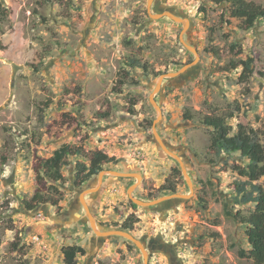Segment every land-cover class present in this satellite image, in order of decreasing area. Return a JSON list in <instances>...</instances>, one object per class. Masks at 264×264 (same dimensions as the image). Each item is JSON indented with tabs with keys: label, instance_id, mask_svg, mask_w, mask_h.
Returning a JSON list of instances; mask_svg holds the SVG:
<instances>
[{
	"label": "rangeland",
	"instance_id": "1",
	"mask_svg": "<svg viewBox=\"0 0 264 264\" xmlns=\"http://www.w3.org/2000/svg\"><path fill=\"white\" fill-rule=\"evenodd\" d=\"M1 1L12 14L3 25L6 49L0 50V264H65L61 249L70 245L86 251L77 264H145L133 242L94 232L80 201L85 190L100 231L121 229L136 214L139 222L130 233L142 241L149 264H254L241 256L250 250L246 227L224 213L226 202L234 212L251 207L231 199L240 180L231 166L241 161L223 154L211 163L212 129L201 119L240 108L228 121L233 132L245 120L264 134V22L248 31L238 20L224 23L226 5L213 0H155L150 8L148 0ZM247 1L264 6V0ZM171 10L189 21L186 30L171 17H151ZM181 36L198 59L155 90L163 74L196 60ZM130 58L146 63L149 73L127 68ZM249 58L254 74L242 84L241 66H232ZM124 70L130 83L120 86ZM151 96L162 110L157 131L183 160L189 182L180 163L155 142L158 112ZM63 145L119 160L103 171L141 175L133 190L137 199L167 195L150 198L167 178L178 194L192 187L193 196L165 208L135 209L129 197L135 177L107 173L99 190L93 191L97 176L78 188L71 158L62 171L60 209L28 211L23 200L36 189V158H49ZM203 195L210 198L206 209L199 204Z\"/></svg>",
	"mask_w": 264,
	"mask_h": 264
},
{
	"label": "trees",
	"instance_id": "2",
	"mask_svg": "<svg viewBox=\"0 0 264 264\" xmlns=\"http://www.w3.org/2000/svg\"><path fill=\"white\" fill-rule=\"evenodd\" d=\"M52 1L60 5L64 0ZM213 3L217 6L226 5L221 14L224 23L230 24V20H238L242 29L248 31L253 29L259 21L264 22V6L253 1L213 0ZM11 14L12 9L5 6L0 0L1 51L6 49L3 40V25ZM125 65L129 69L140 68L145 73H149L148 65L138 59L130 58ZM253 65L254 60L252 58L233 64V69H237L239 66L242 68L239 77L242 84L248 83L253 77ZM123 74L118 81L120 86L130 83V71L124 70ZM240 111V108H236L233 112H212L204 115L201 123L204 127L212 129L211 144L208 148V154L213 157L210 158L211 163H214L216 158L221 159L223 154L238 155L235 157L241 161V163L231 166L232 170L240 177V180L235 181L231 187L233 192L231 199L235 206L242 208L251 206L252 208H248L246 212L243 209L234 212L229 210L226 202L224 213L227 217H231L246 227L250 250L242 251L241 256L251 259L254 264H264V185L260 183V180L264 178V134L250 127L245 120H241L237 124V131L234 133V127L228 121L234 119L235 113ZM107 116L104 115V117ZM184 118L191 120L193 115L185 114ZM71 158L76 160L73 184L78 188L98 176L107 165L119 163L117 158L110 157L102 151H86L82 147L70 145H63L49 158L37 157L34 165L36 189L30 199L23 200V205L28 211H33L44 205L60 209V203L64 200V193L60 189V185L65 182L62 171L70 165ZM178 174L180 176L179 172ZM163 192H168L167 195L169 193L178 194L175 184H170V178H167L157 192L150 195V198H156L157 194ZM209 202L210 198L206 195L199 197V204L203 209L207 208ZM132 207L137 208L135 204H132ZM138 222L139 218L133 213L126 218L120 228L132 232L134 225ZM61 252L65 264H77V256H84L86 253L85 249L78 245L64 246Z\"/></svg>",
	"mask_w": 264,
	"mask_h": 264
},
{
	"label": "water",
	"instance_id": "3",
	"mask_svg": "<svg viewBox=\"0 0 264 264\" xmlns=\"http://www.w3.org/2000/svg\"><path fill=\"white\" fill-rule=\"evenodd\" d=\"M154 1L155 0H148L147 4H148L149 8ZM161 15L163 17L164 16L171 17L174 21L181 22L183 24V30H186L189 27V21L188 20L180 18L179 16L175 15L171 11H166V12H162L161 14L151 15V17L155 18V17L161 16ZM181 41L183 42L182 36H181ZM183 44L188 50H190L191 52H193L195 54L196 60L192 64L185 65L182 69H180L177 72H170V73L163 74L158 79L155 90H158L160 88L161 84L163 83V81L165 79L179 77L183 73H185L190 67L195 65V62L198 59V53H197L196 49L193 48L192 46L186 44L185 42H183ZM151 102L154 104V106L158 112L157 119L153 125V133H154L155 142H156V144L160 150L164 151L169 156L175 158L180 163L183 174L186 176V178L189 182V176L185 170L183 160L181 159V157L179 155L175 154L171 150L170 145L165 140H163L161 138L160 134L157 131V124H158L159 120L162 118V110L157 105V103L153 100V96H151ZM107 173L114 174V175L121 177V178L135 177L137 179L136 184L131 186L129 189V197H130V200L132 201V203L139 206V207H143V208H151V207L165 208V207L170 206V205H176V204L182 203L183 201H187L193 196V189H192V187H190L191 190H190L189 194H169V195L161 196L158 199L143 201V200H140V199L133 197V190H135V188L138 187L139 182L142 179L141 175L129 174V173H120V172H115V171H102V172H100L99 175L97 176L98 184L93 191H95L97 189L99 190V188H101V185L103 184L104 177ZM86 192H87V190H85L84 192L81 193L80 201L82 202V204L85 208L88 223L90 224V226L94 230V232L102 238H110V237L118 236V237L126 238L127 240L133 242L142 251L144 259H145V264H149L148 263V254H147V251L145 250V248L143 246L142 241L137 240L130 232L122 230V229H113V230H105V231L99 230V226L97 227L96 221H95L93 215L91 214L88 205L86 204V202L84 200V196H85L84 194Z\"/></svg>",
	"mask_w": 264,
	"mask_h": 264
},
{
	"label": "built area",
	"instance_id": "4",
	"mask_svg": "<svg viewBox=\"0 0 264 264\" xmlns=\"http://www.w3.org/2000/svg\"><path fill=\"white\" fill-rule=\"evenodd\" d=\"M34 240H39V237H35Z\"/></svg>",
	"mask_w": 264,
	"mask_h": 264
},
{
	"label": "flooded vegetation",
	"instance_id": "5",
	"mask_svg": "<svg viewBox=\"0 0 264 264\" xmlns=\"http://www.w3.org/2000/svg\"><path fill=\"white\" fill-rule=\"evenodd\" d=\"M171 12H174L173 10H171Z\"/></svg>",
	"mask_w": 264,
	"mask_h": 264
}]
</instances>
